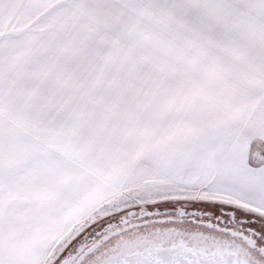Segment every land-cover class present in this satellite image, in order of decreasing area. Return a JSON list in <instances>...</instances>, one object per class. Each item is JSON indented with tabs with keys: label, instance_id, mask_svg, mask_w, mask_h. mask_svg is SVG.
I'll return each mask as SVG.
<instances>
[{
	"label": "snow or ice",
	"instance_id": "6c2138e0",
	"mask_svg": "<svg viewBox=\"0 0 264 264\" xmlns=\"http://www.w3.org/2000/svg\"><path fill=\"white\" fill-rule=\"evenodd\" d=\"M0 264H264V0H0Z\"/></svg>",
	"mask_w": 264,
	"mask_h": 264
}]
</instances>
